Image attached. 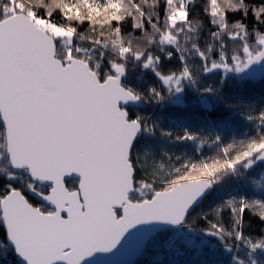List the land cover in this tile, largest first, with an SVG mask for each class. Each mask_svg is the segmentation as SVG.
<instances>
[{
	"label": "snow or ice",
	"instance_id": "snow-or-ice-1",
	"mask_svg": "<svg viewBox=\"0 0 264 264\" xmlns=\"http://www.w3.org/2000/svg\"><path fill=\"white\" fill-rule=\"evenodd\" d=\"M193 7L0 0V264L10 255L15 264H86L128 243L264 264V228L244 222L245 212L264 222V107L245 111L224 92L229 78L264 79V0H202L195 17ZM174 55L178 66L166 68ZM137 68L152 81L132 82ZM217 73L216 85L205 82ZM187 92L211 129L223 132L234 116L251 129L227 142L203 124L177 132L140 111L184 105ZM165 142L194 144L197 155L161 150ZM233 183L244 187L193 215Z\"/></svg>",
	"mask_w": 264,
	"mask_h": 264
},
{
	"label": "trees",
	"instance_id": "trees-1",
	"mask_svg": "<svg viewBox=\"0 0 264 264\" xmlns=\"http://www.w3.org/2000/svg\"><path fill=\"white\" fill-rule=\"evenodd\" d=\"M194 7L192 11V16L195 17L198 13H200V8L202 4V0H193ZM238 16H230V20L238 19ZM205 31L201 34L200 44L203 46L205 40L207 39V19L204 18ZM130 21L125 25V31L130 30ZM87 27V25H85ZM138 35V33H137ZM231 47V45H230ZM195 63H199V60H196ZM164 66L166 68L176 67L178 66V56H173V58L168 61L164 60ZM143 80V83H148L152 81V74L150 72L146 74H141L140 69L137 68L135 72L131 74V81L137 82L139 80ZM220 75L212 74L209 77L205 78V82L216 85L219 81ZM224 92L228 96V98L232 102L244 101V105H242L243 110H247V105H251L255 109H259L260 107H264V79L258 77L252 80H244L240 81L234 78H229L224 85ZM140 111L145 115H150L152 119H157L158 117L162 118L163 126L166 129L175 128L178 132V125L183 123L185 125L190 126L193 130H196L202 124L203 132L205 135H214L217 132H221V129H211L209 124L204 123V118L199 115L201 111L200 105L195 97V95L191 92H187L184 96V105L175 106L169 105L167 107H154V106H144L140 109ZM233 119L235 123H230L229 126L221 132L224 135L225 140L227 142H231L232 138L239 139L241 133L247 128L251 129L252 125L242 120L240 116H234ZM161 150H166L169 153L180 155L182 153H186L188 155L196 156V145L188 144V143H161L159 145ZM201 151L205 155H210L214 151L213 148H209L207 146L203 147ZM198 158V157H197ZM71 184V181H69ZM244 186L241 184L233 183L228 185L227 187L217 188L213 192H211L203 201L201 205H199L196 209L193 210V215H196L201 209H208L215 205L221 198L225 197L226 192L231 189L242 190ZM223 221L227 225L230 223L229 213L227 211L223 214ZM244 222L246 225H250L246 230L252 231L254 233H259L262 228H264V222H261L260 219L256 216L251 215L248 212L244 214ZM175 260L177 264H226V254L225 255H216V256H204L202 258L197 257L194 254H183L181 256L173 257L171 255H164L161 252L153 251V250H144L142 256L138 258L134 264H170L171 261ZM6 264H15V260L10 255L8 257V261Z\"/></svg>",
	"mask_w": 264,
	"mask_h": 264
},
{
	"label": "water",
	"instance_id": "water-1",
	"mask_svg": "<svg viewBox=\"0 0 264 264\" xmlns=\"http://www.w3.org/2000/svg\"><path fill=\"white\" fill-rule=\"evenodd\" d=\"M258 77L260 76L258 75L256 78ZM69 181H71V179H69ZM143 251V249L135 251V248L128 243L120 251L114 252L113 254H97L95 259L86 262V264H134L135 261L142 256Z\"/></svg>",
	"mask_w": 264,
	"mask_h": 264
},
{
	"label": "rangeland",
	"instance_id": "rangeland-1",
	"mask_svg": "<svg viewBox=\"0 0 264 264\" xmlns=\"http://www.w3.org/2000/svg\"><path fill=\"white\" fill-rule=\"evenodd\" d=\"M257 174H264V166L257 167ZM256 191H259V189H256Z\"/></svg>",
	"mask_w": 264,
	"mask_h": 264
}]
</instances>
